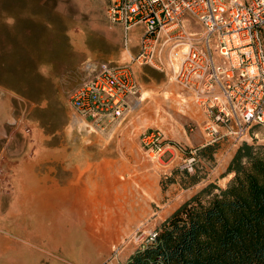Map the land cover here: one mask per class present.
Listing matches in <instances>:
<instances>
[{
  "label": "rangeland",
  "instance_id": "rangeland-1",
  "mask_svg": "<svg viewBox=\"0 0 264 264\" xmlns=\"http://www.w3.org/2000/svg\"><path fill=\"white\" fill-rule=\"evenodd\" d=\"M107 2L0 0V22L9 10L25 16V28L9 30L10 37L0 29V264H127L143 229L159 228L204 187H223L230 177L225 171L239 141L222 136L196 155L208 141L206 117L170 69L131 65L138 91L107 134L74 116L68 97L88 66L122 64L138 51L139 29L126 34L111 23ZM253 126L244 139L264 143V127ZM152 129L183 152L147 157L139 138ZM24 167L61 181L76 167L88 172L105 185L104 212L88 221L66 211L20 173Z\"/></svg>",
  "mask_w": 264,
  "mask_h": 264
},
{
  "label": "built area",
  "instance_id": "built-area-1",
  "mask_svg": "<svg viewBox=\"0 0 264 264\" xmlns=\"http://www.w3.org/2000/svg\"><path fill=\"white\" fill-rule=\"evenodd\" d=\"M106 15L126 34L139 29L138 51L122 64L89 65L70 92L74 116L86 129L107 134L119 126L138 91L132 64L172 71L206 117V144L228 135L241 143L253 125L264 127V0H108ZM182 47L173 66L170 53ZM139 141L152 160L167 150L183 152L158 129ZM159 230L143 229L137 249L157 245Z\"/></svg>",
  "mask_w": 264,
  "mask_h": 264
},
{
  "label": "trees",
  "instance_id": "trees-1",
  "mask_svg": "<svg viewBox=\"0 0 264 264\" xmlns=\"http://www.w3.org/2000/svg\"><path fill=\"white\" fill-rule=\"evenodd\" d=\"M225 174L223 187L209 184L182 203L161 223L159 243L135 249L127 264L157 256L163 264H264V143L243 140Z\"/></svg>",
  "mask_w": 264,
  "mask_h": 264
},
{
  "label": "crops",
  "instance_id": "crops-1",
  "mask_svg": "<svg viewBox=\"0 0 264 264\" xmlns=\"http://www.w3.org/2000/svg\"><path fill=\"white\" fill-rule=\"evenodd\" d=\"M3 15L0 22V29L6 31L5 36L10 37L11 35L9 33H11V31L13 32V30H11L13 28H16V30H23L25 28L23 25L25 23V16L18 11L9 10ZM8 24H12V26H8ZM48 27L49 25L44 27V29ZM66 169L73 170L71 167ZM22 170L23 171H20V173L22 172L25 175L30 174L31 176H28L32 178L36 186H38V189L49 192L54 199L61 203V206H63V209L66 211H76L88 221L99 219L100 214L104 212V183L93 180L88 172L81 174L78 171L79 167L74 169L76 171L74 175H70L62 181L58 178H54V176H50L49 172H44L42 175L37 176V174L32 171L34 170L32 167H24ZM98 177L99 176L96 175V178Z\"/></svg>",
  "mask_w": 264,
  "mask_h": 264
},
{
  "label": "bare ground",
  "instance_id": "bare-ground-1",
  "mask_svg": "<svg viewBox=\"0 0 264 264\" xmlns=\"http://www.w3.org/2000/svg\"><path fill=\"white\" fill-rule=\"evenodd\" d=\"M185 50V47H182L180 50H177V51H175V53L174 52H171L170 53V56H171V59L173 60V66H175L176 65V62H174V60H176L177 61V58L179 57V52H181V51H184ZM107 222H108V220H107ZM105 223V225H107L108 223ZM117 223V222H116ZM91 225H94L93 227L95 228V235H97V236H101V234L102 233H104L103 232V230H102V228H100V225L98 224V223H95V224H91ZM108 225H110V223L108 224ZM102 227V226H101ZM107 232V231H106ZM98 238H101V237H98ZM103 238V237H102ZM102 240V239H101Z\"/></svg>",
  "mask_w": 264,
  "mask_h": 264
}]
</instances>
